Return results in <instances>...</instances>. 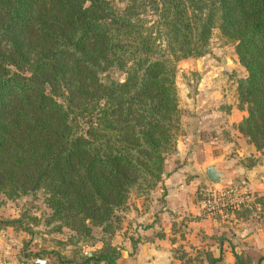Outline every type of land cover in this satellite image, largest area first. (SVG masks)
Returning a JSON list of instances; mask_svg holds the SVG:
<instances>
[{
    "label": "trees",
    "instance_id": "16d2710c",
    "mask_svg": "<svg viewBox=\"0 0 264 264\" xmlns=\"http://www.w3.org/2000/svg\"><path fill=\"white\" fill-rule=\"evenodd\" d=\"M214 28L244 70L235 93L245 114L235 127L264 153V0H0V204L40 191L42 224L67 249L25 258L117 264L111 237L127 199H149L175 146L176 63L201 54ZM253 199L264 205V193ZM253 201L233 211L246 215ZM26 221L0 216V229L32 235ZM193 249L172 250L184 264H219L207 248ZM231 253L233 264L264 259Z\"/></svg>",
    "mask_w": 264,
    "mask_h": 264
},
{
    "label": "crops",
    "instance_id": "0c3cea01",
    "mask_svg": "<svg viewBox=\"0 0 264 264\" xmlns=\"http://www.w3.org/2000/svg\"><path fill=\"white\" fill-rule=\"evenodd\" d=\"M206 60V64L200 58L177 61V69L190 65L184 68L200 71L199 77L182 84L181 91L177 88L181 114L175 149L165 158V173L153 188L149 206L136 211L130 226L115 234L121 243L117 264H184L174 255L175 246L187 255L195 253L193 247L207 248L212 256H220L219 264H233L232 246L264 254V205L253 201L254 210L246 215L233 210L200 214L197 187L207 183L203 167L210 162L229 169L228 182H242L254 196L264 193V156L256 154L258 150L235 127L245 114L234 95L236 78L229 87L218 88L216 69L225 63ZM249 155L255 160L247 165L244 157ZM0 230L6 243V235L14 230L8 226ZM37 242L39 247L43 244ZM42 258L48 264L47 257Z\"/></svg>",
    "mask_w": 264,
    "mask_h": 264
},
{
    "label": "rangeland",
    "instance_id": "374dc122",
    "mask_svg": "<svg viewBox=\"0 0 264 264\" xmlns=\"http://www.w3.org/2000/svg\"><path fill=\"white\" fill-rule=\"evenodd\" d=\"M115 4L118 6L123 5L124 0H113ZM207 44L205 51L195 56H189L191 59L194 58H200L203 60V63L206 64L204 61L205 58H212V60H215L216 63H219L222 61L224 64L221 67H216L217 73H215V76H218L217 78V86L218 88H224L229 87V84L231 83V78L235 80V78L241 76L244 72L242 67L236 62V56L233 50V46L229 43H225L224 39L220 36L218 30L214 28L211 33L208 41L205 43ZM203 49V48H202ZM206 60V61H207ZM208 62H210L208 60ZM177 66V63H176ZM208 66V65H207ZM182 65L180 68L182 69H177L176 70V76H175V83H176V88L181 91V89L185 86L182 84L188 83V82H194L198 79L200 71H197L196 69H185V68H190V65L188 67ZM219 69V71H218ZM108 74L110 77L113 79H121L122 78V73L117 71V70H109ZM233 83V82H232ZM189 85V84H188ZM231 85V84H230ZM235 85V83H234ZM233 85V86H234ZM231 87V86H230ZM232 89V88H231ZM234 95L236 97V93L234 91ZM180 128H178L177 133H179ZM178 135V134H177ZM177 138V137H176ZM176 143V142H175ZM175 149V146H174ZM170 151L167 153L164 157V164H165V158L167 155H169L171 152ZM256 154L258 155H263L264 153L261 151H258ZM164 174V173H163ZM162 174V175H163ZM161 175V178H162ZM161 180V179H160ZM159 183V182H158ZM157 183V184H158ZM242 182H237V184H240ZM156 184V185H157ZM243 184V183H242ZM155 185V186H156ZM153 189L149 193V199L144 201L142 198H136L134 197V194L131 193L127 199L128 206L127 208L122 212V223L121 227L124 226H130V218L135 219L137 213L136 211L141 212V210H145L152 199L153 195ZM152 197H151V196ZM33 195L31 194H26L23 196H20L15 199H4L2 203L0 204V216H12V217H17V216H22L25 217L27 216V221L25 222V225L29 226L32 230V235L27 233L25 230L22 229H16L12 233L6 235L7 241L6 243L3 242V240L0 239V264H21V263H26V264H32L31 260L32 258H25L22 254L23 252H29L30 250H37L39 248L42 249H48L49 247H46L44 244H41L40 247L37 245V237L41 238H47L50 240V235L47 234L45 225L42 224V216H45L46 213L48 212V209L45 207L43 203V197L40 191L37 193V198L33 199ZM134 208V209H133ZM136 208V209H135ZM25 214V215H24ZM132 214V217H131ZM31 216H37L40 217V220H33ZM120 227V228H121ZM119 228V229H120ZM118 229V230H119ZM117 230V231H118ZM1 231V230H0ZM117 231L112 235L111 237V243L116 244L117 246H121V243L117 241L116 233ZM67 232V231H63ZM92 234H93V241L94 243H99L97 242V238L99 236V228L96 226L92 227ZM60 234H57L55 236H59ZM50 237V238H49ZM53 244L57 245L58 250L64 249V246H60V244L54 243L51 241ZM179 246H175L177 248ZM179 249V248H178ZM44 256L46 254H43ZM47 257V256H45ZM51 261L48 262V264Z\"/></svg>",
    "mask_w": 264,
    "mask_h": 264
},
{
    "label": "built area",
    "instance_id": "2783aa9c",
    "mask_svg": "<svg viewBox=\"0 0 264 264\" xmlns=\"http://www.w3.org/2000/svg\"><path fill=\"white\" fill-rule=\"evenodd\" d=\"M233 185L228 182L225 185L201 184L197 187L200 203V214L208 215L216 212L234 210L253 201L254 195L240 183Z\"/></svg>",
    "mask_w": 264,
    "mask_h": 264
},
{
    "label": "water",
    "instance_id": "95a60500",
    "mask_svg": "<svg viewBox=\"0 0 264 264\" xmlns=\"http://www.w3.org/2000/svg\"><path fill=\"white\" fill-rule=\"evenodd\" d=\"M207 44L203 46V52L206 49ZM229 169H222L219 167V164L217 162H210L206 164L203 167V177L207 180L208 183L213 184V185H225L228 183L229 178H231L230 175H228ZM233 185H236L234 183ZM238 187H241L239 184ZM0 239H2V236L0 235ZM37 240L40 243L45 244L46 246L50 248H56L57 245L53 244L51 240L49 239H44L41 237H37ZM32 264H46L45 259L42 257H34L31 260Z\"/></svg>",
    "mask_w": 264,
    "mask_h": 264
}]
</instances>
